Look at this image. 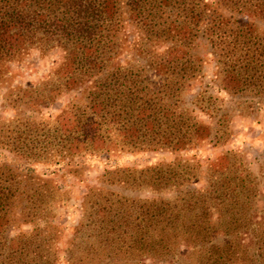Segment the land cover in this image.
<instances>
[{"label": "trees", "instance_id": "1", "mask_svg": "<svg viewBox=\"0 0 264 264\" xmlns=\"http://www.w3.org/2000/svg\"><path fill=\"white\" fill-rule=\"evenodd\" d=\"M32 52L58 53L59 63L37 86L3 98L15 115L0 121V264L264 259V217L253 216L259 182L237 152L108 165L82 195L64 251L55 219L68 198L50 178L79 180L101 157L225 144L231 132L216 98L206 87L185 96L209 55L219 92L264 108V0H0V85ZM142 191L154 196L123 193Z\"/></svg>", "mask_w": 264, "mask_h": 264}, {"label": "rangeland", "instance_id": "2", "mask_svg": "<svg viewBox=\"0 0 264 264\" xmlns=\"http://www.w3.org/2000/svg\"><path fill=\"white\" fill-rule=\"evenodd\" d=\"M200 53L207 54L206 47L200 48ZM205 65L203 69L204 77L199 82L193 85V90L188 91L185 96V101L189 102L196 94L197 90H206L208 94L216 98L215 104L227 114V127L231 132L230 138L223 145L213 147V143L205 144L198 152L182 153H145L138 155H120L113 157L110 161H106L101 157L98 161L92 163V167L86 169L83 177L79 180L71 176L50 177L56 181L58 185L63 187L67 193L68 202L57 211L55 223L64 231L59 236L60 251H64L67 241L71 238V230L77 224L79 219V203L82 195L88 187L98 185V177L103 173L108 165L117 167H135L143 168L155 163H168L180 158L188 159L196 156V159L206 161L213 159L218 155L227 151H234L242 155L245 164L250 172L256 177L259 182V194L255 202V211L253 213L254 221L260 222L264 217V108L251 109L245 108L246 102L240 98L228 96L217 90V87L211 83L213 63L211 56L206 55ZM59 63V54L50 53L47 56L40 57L38 53L32 52L27 59L20 65L10 66V76L7 84L0 85V121L11 118L15 115V111L9 107H5L3 98L9 90L17 87L37 86L45 75L53 70ZM208 86V87H207ZM208 88V89H207ZM12 91V90H11ZM63 101V100H61ZM58 104L56 107H59ZM187 107L190 105L187 103ZM56 107H52L41 112V117L49 120L57 113ZM23 109V108H22ZM25 110V109H23ZM196 116L199 120L211 124L212 129H215V119H209L202 113L197 112ZM8 160H10L8 158ZM35 171L38 175L45 174V169L41 166H36ZM125 195L132 198H150L154 195L146 191L142 192H123ZM163 198H170L168 194L162 195ZM264 223V218L263 221ZM222 239H217V243H221ZM247 245L252 241L251 238L246 239ZM62 254V252L60 253ZM62 258L64 256H61ZM258 264H264V259L258 261Z\"/></svg>", "mask_w": 264, "mask_h": 264}]
</instances>
